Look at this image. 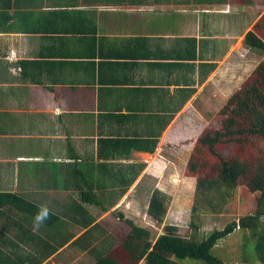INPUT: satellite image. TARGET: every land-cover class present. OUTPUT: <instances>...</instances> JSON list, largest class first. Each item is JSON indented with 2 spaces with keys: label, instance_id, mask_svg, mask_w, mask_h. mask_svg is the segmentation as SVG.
<instances>
[{
  "label": "crops",
  "instance_id": "1",
  "mask_svg": "<svg viewBox=\"0 0 264 264\" xmlns=\"http://www.w3.org/2000/svg\"><path fill=\"white\" fill-rule=\"evenodd\" d=\"M258 24L264 0H0V193L59 216L37 234L59 248L42 264H94L104 250L88 234L109 205L145 196L149 210L155 192L181 190L209 102L264 62L246 44L264 40ZM0 211L9 252L18 212Z\"/></svg>",
  "mask_w": 264,
  "mask_h": 264
},
{
  "label": "trees",
  "instance_id": "2",
  "mask_svg": "<svg viewBox=\"0 0 264 264\" xmlns=\"http://www.w3.org/2000/svg\"><path fill=\"white\" fill-rule=\"evenodd\" d=\"M256 29L264 36L263 24H258ZM246 44L264 52V40L254 32L247 34ZM221 115L223 118L219 128L208 127L200 135L187 166L186 175L197 179L196 205L197 200H206L212 205L213 212L219 213L221 207L213 205L208 195L211 192L219 193L218 205L222 206L241 188L254 196V212L246 214L239 221L228 223L223 229H214L203 239L198 238L197 234L183 236L177 226L167 225L165 232L154 240L148 228L128 220L130 232L126 238L117 247L107 248L94 264H187L188 260L205 264H231L214 255L213 250L221 240L237 230L251 232L250 240L256 241V255L249 260L264 264V62L227 101ZM81 199L101 206L105 212L110 206H104V202L97 197L83 196ZM109 199L112 198L106 200ZM5 205H12L18 212V219L12 216V227L17 231H14L11 240L13 249L6 252L0 246V264H42L58 251L57 246H51L47 239L37 235L40 231L46 234L42 225L53 226L60 220L58 215L49 212L47 220L38 231H34L33 220L42 207L16 195L0 193V209ZM196 205L193 213L198 211ZM168 207V196L157 191L150 199L149 216L162 224ZM0 213L8 215L6 211ZM82 213L78 212L77 223L89 227L94 217L87 212V218ZM191 225L198 227L194 223ZM24 242L35 245L33 252L30 248L24 249ZM67 242L62 241L60 247ZM45 247L51 248L47 250ZM80 249V246L76 249L77 254ZM37 250L42 252L40 256ZM116 253L122 254V261L118 260Z\"/></svg>",
  "mask_w": 264,
  "mask_h": 264
},
{
  "label": "rangeland",
  "instance_id": "3",
  "mask_svg": "<svg viewBox=\"0 0 264 264\" xmlns=\"http://www.w3.org/2000/svg\"><path fill=\"white\" fill-rule=\"evenodd\" d=\"M251 74L247 78H249ZM242 86L243 84L237 85L236 87H238V89H234L232 92L235 91V94L240 90V88H242ZM233 95H225L221 99L214 98L211 102H209L208 106L210 107L207 109H211L212 114L210 116H206L207 124L205 129L208 127L219 128L221 126L223 118L221 111ZM184 170V176H181L182 181H180L181 179L179 178V180L177 179L178 181L176 180V182H180L181 190H179L174 196H168V212L162 224H158L148 215L149 210H147V207L149 200L145 196L135 198L136 208L134 209L136 211L132 208L127 209L129 206V202H127V200L124 203L120 202L121 204L117 205V207H111L110 205V210L108 212L105 214L100 213L103 214L104 217L101 219L98 217L100 219L98 220V222H100L99 225H96L94 229L90 230L88 235L91 236L92 240L95 239V241H93L92 245L89 247H93L95 250L102 248V250H104L103 253L107 249V246L108 248L117 247L130 232V228L127 223L128 220L133 221L138 226L148 228L151 231L152 239L154 240L165 232V226L167 225L177 226L179 233L183 236L197 234L198 238L203 239L214 229H223L228 223L232 221H239L241 217L254 212L256 204L254 196L244 192L241 188L235 192L232 198H228L226 204L222 206L221 204L218 205V199L220 198L219 193L211 192V194L208 195V198L213 202V205H217L218 208L221 207V212L219 213L213 212L212 205H210V203L206 200H197L196 205L197 179L186 175L187 168ZM195 205L198 206V211L193 213ZM97 209L99 208L97 207L95 211H98ZM92 210H94V208ZM120 213L123 214L122 217L120 216ZM192 223L196 224L198 227H192ZM103 231H107L108 234L103 235ZM83 232L81 234H83ZM97 237L103 238L105 245H101V242L96 240ZM251 238V232L247 230H237L234 234L221 240L214 248L213 253L226 263L260 264L259 261L252 262L249 260V258L256 255V241L253 239L250 240ZM81 245L82 244L79 243L78 246L68 247L65 252H69L71 249H77ZM116 254L118 255V260L122 261V254ZM91 263H93V259H90V256L87 253H84L83 255L77 257L76 261L70 260L67 264ZM187 264L205 263L188 260Z\"/></svg>",
  "mask_w": 264,
  "mask_h": 264
},
{
  "label": "clouds",
  "instance_id": "4",
  "mask_svg": "<svg viewBox=\"0 0 264 264\" xmlns=\"http://www.w3.org/2000/svg\"><path fill=\"white\" fill-rule=\"evenodd\" d=\"M49 208L42 207L35 215L33 220V230L38 231L40 226L47 220L49 216Z\"/></svg>",
  "mask_w": 264,
  "mask_h": 264
}]
</instances>
